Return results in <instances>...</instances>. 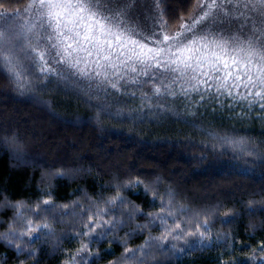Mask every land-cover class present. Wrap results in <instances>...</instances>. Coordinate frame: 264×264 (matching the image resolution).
I'll return each instance as SVG.
<instances>
[{
  "label": "trees",
  "instance_id": "obj_1",
  "mask_svg": "<svg viewBox=\"0 0 264 264\" xmlns=\"http://www.w3.org/2000/svg\"><path fill=\"white\" fill-rule=\"evenodd\" d=\"M30 2L4 0L0 10H22ZM161 7L169 36L180 32L181 23L197 12L195 0H166ZM148 27L142 28L145 35H149ZM144 93L151 99L141 101ZM227 103L224 107L208 102L193 106L178 97L158 98L149 85L137 97L118 95L111 89L88 87L84 81L66 83L56 76L37 81L31 90H21L0 70V204L5 205L0 208V233L25 230L7 202L20 204L21 210L45 207L40 202L47 199L67 206L57 208L55 215L63 217L59 220L48 217L45 221L27 213L33 224L48 222L55 235L37 240L40 234L30 233L32 240L15 241L25 248L23 252L0 243V264H69V255L81 246L75 239L81 230L77 224L84 223L69 213L79 204L83 216L93 202L106 209L100 200L116 195L117 185L137 179L146 185L157 182L152 192L164 197L170 190L179 205L199 213L192 218L193 230L207 219L214 241L207 248H186L176 256L156 252L150 264H261L264 112L239 105L228 108ZM101 104L108 105L113 115L100 113L97 118ZM210 132L244 139L256 150L249 156L241 145L225 146ZM118 194L142 211L159 210V201L140 187L121 188ZM226 217L231 222L225 223ZM145 222V217L137 216L117 235L131 249L142 247L150 237L161 235L154 226L144 232L135 230L136 224ZM194 239L186 236L176 241L177 247ZM89 248L97 255L88 264H121L125 251L123 243L111 237Z\"/></svg>",
  "mask_w": 264,
  "mask_h": 264
},
{
  "label": "snow or ice",
  "instance_id": "obj_2",
  "mask_svg": "<svg viewBox=\"0 0 264 264\" xmlns=\"http://www.w3.org/2000/svg\"><path fill=\"white\" fill-rule=\"evenodd\" d=\"M136 2L31 0L22 10H0V70L21 90H31L37 81L56 76L66 83L84 81L88 87L104 92L111 89L118 95L137 97L149 85L153 96L158 98L178 97L193 106L208 102L219 107H224L227 100L228 108L239 105L264 112V0H195V16L182 22L181 31L172 36L165 33L167 21L161 5L166 0H152V14H145L150 22L149 35L138 27ZM139 99L145 101L151 97L144 93ZM97 108V118L100 113L113 115L108 105H97ZM209 135L228 147L241 145V150L249 156L256 150L244 139L212 132ZM155 183L146 185L137 179L119 184L116 195L102 200L106 209L93 202V207L83 216L80 215L83 205L77 204V210L69 214L84 221L77 224L81 230L75 233L81 246L75 255H69V264H88L97 255L89 245L109 241L110 237L123 243L121 264H150L156 252L176 256L184 254L186 248H207L214 243L208 220L202 225L197 223L193 230L192 218L200 214L179 205L170 190L164 197L152 192L151 186ZM137 187L145 195H151L153 201H159L157 212L142 211L127 196L118 194L121 188L131 191ZM40 204L45 207L37 205L21 210L20 204L7 202L6 206L14 211L15 220L23 222L25 230L9 229L8 233H0V243L23 252L25 248L15 241H23L25 237L32 240L30 233H39L37 240L45 235L53 237L55 233L48 222L33 224L26 214L32 213L45 221L48 217L59 220L63 217L55 215L57 208L67 209V206H58L50 199ZM4 206L0 204V208ZM137 216L146 218L145 223L135 225L137 232L154 226L161 235L152 236L144 246L131 249L117 232ZM224 222H231V217H226ZM201 227L203 231L199 230ZM189 235L195 239L178 248L176 241ZM260 252H264V244Z\"/></svg>",
  "mask_w": 264,
  "mask_h": 264
},
{
  "label": "rangeland",
  "instance_id": "obj_3",
  "mask_svg": "<svg viewBox=\"0 0 264 264\" xmlns=\"http://www.w3.org/2000/svg\"><path fill=\"white\" fill-rule=\"evenodd\" d=\"M152 0H137L136 5H135V13L136 15L139 16V24L138 27L139 28H144L149 26L150 22L148 20L145 19V14L147 13L148 15L152 14ZM87 200L89 201V199L87 198ZM85 202V200H84ZM99 202L102 203V200H100ZM88 204H90L88 202Z\"/></svg>",
  "mask_w": 264,
  "mask_h": 264
}]
</instances>
